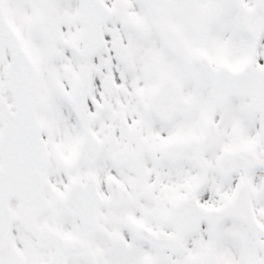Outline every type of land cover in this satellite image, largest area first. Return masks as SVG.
I'll use <instances>...</instances> for the list:
<instances>
[{"label":"flooded vegetation","instance_id":"af4514ba","mask_svg":"<svg viewBox=\"0 0 264 264\" xmlns=\"http://www.w3.org/2000/svg\"><path fill=\"white\" fill-rule=\"evenodd\" d=\"M37 1L22 0L24 45H40L41 34L56 24L54 11L60 13L54 38L67 41L59 48L63 63L44 62L43 53L54 61L52 48L29 51L42 58L30 96L48 207L32 231L18 221L12 202L0 264H264V106L254 110L251 101H264L254 72L264 71V0H101L110 9L104 41L87 57L80 55L76 1L61 11L63 0ZM62 10L78 17L66 21ZM203 51L214 53L206 59ZM215 51L234 52L227 56L231 66L241 57L249 61L247 82L254 88L241 105L237 98L222 104L230 118L219 119L217 142L203 154L199 137L214 105L205 95L211 88L203 65L205 59L224 62ZM82 74L88 77L84 121L75 106ZM162 108L172 112L156 111ZM233 121L242 125L243 146L230 144ZM241 147L256 158V171L222 174L220 157ZM73 181L83 187L85 225L63 203ZM187 196L227 215L180 234L194 220L186 208L177 214ZM145 230L169 234L165 248L139 239ZM70 252L74 256L63 257Z\"/></svg>","mask_w":264,"mask_h":264},{"label":"rangeland","instance_id":"374dc122","mask_svg":"<svg viewBox=\"0 0 264 264\" xmlns=\"http://www.w3.org/2000/svg\"><path fill=\"white\" fill-rule=\"evenodd\" d=\"M3 1V4L5 6V8H7V12H8V20L10 21V23L12 24V26L14 27V30L16 31V34H17V37H18V41L22 44V38H21V33H20V20L22 19V15H23V11H22V0H2ZM41 1H44V0H38L37 3H36V6H38V4L41 2ZM70 1L68 0H65L63 3H59L57 5V8L59 11L61 6L62 5H65V4H69ZM31 6L34 8L35 6V3L34 2H31ZM30 7V5H29ZM31 11L34 10V9H30ZM36 10V9H35ZM39 10H41L39 8ZM45 11H50L47 10L46 8H44ZM45 11H39L41 13V15H43L45 13ZM55 14L52 15V20H54L56 22V26L58 25V18L60 13L58 11H54ZM62 15L64 17V20H68V21H72V19L74 20V16L77 18L78 15L75 13V15H71L69 13H67L65 10H62ZM75 18V19H76ZM75 21V20H74ZM55 25L52 26L47 32L46 34H41L42 35V38H43V41L40 43H38V41L36 40L34 42V51H47V48L49 45H51V43L54 44V47L56 49H58L57 51V54L55 55L54 57V61H50L49 59L46 58V55L43 53V58H44V62H49V63H63L62 61V58L64 57L63 56V53L61 52V50H59V48H61V42L63 43V39L61 40L58 36H55ZM53 33V34H52ZM45 36V37H44ZM49 38L48 41H45V38ZM234 52H229L228 55L230 54H233ZM40 55V54H39ZM41 58V55L39 56ZM54 71V70H53ZM223 114H225L224 117V120L226 121L227 119L230 118V113H227V112H224L223 110ZM224 121V122H225ZM230 131L233 133V136L232 137V142L234 143H237L240 139H241V136L242 134L241 131H242V127L240 125H238V123H234V121L232 122V124L230 125ZM243 138V137H242Z\"/></svg>","mask_w":264,"mask_h":264},{"label":"water","instance_id":"95a60500","mask_svg":"<svg viewBox=\"0 0 264 264\" xmlns=\"http://www.w3.org/2000/svg\"><path fill=\"white\" fill-rule=\"evenodd\" d=\"M6 48H8L11 53V63L8 70L13 72L16 75V79H18L19 75H23L22 73L24 71L22 72V62L25 63L26 59L23 58L22 60V52L16 45L13 34L5 25V21L0 9V60L3 58V54ZM5 74L7 75L8 72H6Z\"/></svg>","mask_w":264,"mask_h":264}]
</instances>
